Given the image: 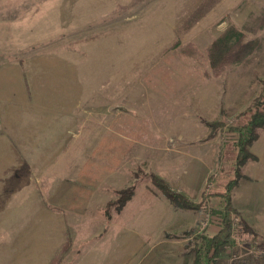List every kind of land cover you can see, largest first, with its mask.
I'll return each instance as SVG.
<instances>
[{
    "label": "rangeland",
    "instance_id": "1",
    "mask_svg": "<svg viewBox=\"0 0 264 264\" xmlns=\"http://www.w3.org/2000/svg\"><path fill=\"white\" fill-rule=\"evenodd\" d=\"M203 2L0 0L11 91L18 73L32 107L56 87L105 89L58 140H21L14 156L0 141V264H193L219 231L239 128L264 90V0H210L194 19ZM227 31L244 48L214 74L209 49ZM263 132L215 264H264ZM152 174L201 206L181 207Z\"/></svg>",
    "mask_w": 264,
    "mask_h": 264
},
{
    "label": "crops",
    "instance_id": "2",
    "mask_svg": "<svg viewBox=\"0 0 264 264\" xmlns=\"http://www.w3.org/2000/svg\"><path fill=\"white\" fill-rule=\"evenodd\" d=\"M20 75L18 73L19 87L16 95V92L11 91V70L0 67V141L9 150L6 152L10 156L27 154L21 152V149L26 147L22 141L32 137L38 139L39 135L44 132L56 134V140H58V137L63 135L62 133L67 134L73 130L76 119L80 120V118L78 119L80 113L88 114L93 108L99 107L105 96V89H102L101 86L98 89L88 87L86 91H83L84 89H69L68 87L59 89L56 87L54 91H50L52 93L51 97L49 95L51 100H47L45 105L42 99L38 100L32 107L27 103V88L25 84L21 83ZM18 97H20V102L14 103L12 106L11 100ZM54 110L57 111V116H54ZM12 117H14L15 122H11ZM56 119L58 120L56 121ZM12 123L14 126L11 125ZM260 136L257 143L264 146V143L261 142L264 139V132ZM12 141H16V143L13 144ZM14 149L18 151L15 152ZM188 177H191L190 171L187 172L182 181L184 182Z\"/></svg>",
    "mask_w": 264,
    "mask_h": 264
},
{
    "label": "trees",
    "instance_id": "3",
    "mask_svg": "<svg viewBox=\"0 0 264 264\" xmlns=\"http://www.w3.org/2000/svg\"><path fill=\"white\" fill-rule=\"evenodd\" d=\"M209 3L210 0H204L198 8V11L194 13V19L198 18L202 14L203 10ZM233 37L234 36L231 32L227 31L221 35L209 49L214 74H219L225 66L237 61V54L238 57H240L241 54L238 50H235V47L237 43L239 48L243 47L240 40L242 34L234 39ZM249 111L250 115L248 119L245 124L239 128V140L237 143L239 151L236 162V178L232 179L227 185V193L224 195V207L214 211V215L221 218L220 229L213 236L203 237V248L201 250L194 251L193 264H215L216 254H218L221 248L229 242V224L231 222L230 216L233 212H237L231 202V191L237 185L238 179L242 176L241 167L243 164L251 158H254L253 154L249 150V146L257 139L258 130L264 128V90L255 99ZM151 178L153 183L162 190L166 197L175 203H178L181 207L197 209L201 206V204H194L190 202L182 194L172 190L163 179L155 176L154 174H152ZM132 194V188L125 192L124 195L127 196L125 202L132 196ZM202 203H204V201Z\"/></svg>",
    "mask_w": 264,
    "mask_h": 264
}]
</instances>
